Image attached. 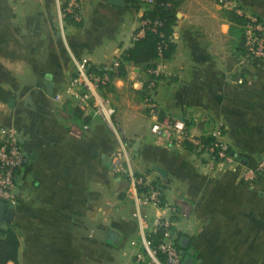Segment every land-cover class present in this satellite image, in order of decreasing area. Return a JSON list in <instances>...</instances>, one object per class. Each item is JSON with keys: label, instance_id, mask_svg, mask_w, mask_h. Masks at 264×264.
Listing matches in <instances>:
<instances>
[{"label": "crops", "instance_id": "1", "mask_svg": "<svg viewBox=\"0 0 264 264\" xmlns=\"http://www.w3.org/2000/svg\"><path fill=\"white\" fill-rule=\"evenodd\" d=\"M65 1L8 0L13 39L0 46V85L15 104L0 102V125L18 130L25 161L18 202L8 206L13 217L0 226L19 240L17 262L7 264H140L136 214L151 224L170 212L138 205L128 176L112 167L122 146L131 170L177 207L172 220L188 264H264V60L243 61L245 18L235 10L264 20V0H180L171 56L152 68L126 63L104 90L122 138L93 108L54 95L76 60L95 68L121 61L145 9L84 0L83 19L73 22L63 16ZM144 96L193 136L223 139L234 162L213 164L192 145L153 134Z\"/></svg>", "mask_w": 264, "mask_h": 264}, {"label": "built area", "instance_id": "2", "mask_svg": "<svg viewBox=\"0 0 264 264\" xmlns=\"http://www.w3.org/2000/svg\"><path fill=\"white\" fill-rule=\"evenodd\" d=\"M145 6L152 5L155 0H139ZM220 4L233 5V0H219ZM84 0H66L63 6V15L73 22H81L83 19ZM146 10V9H145ZM236 12L245 18L243 61L258 62L264 60V20L255 12L248 11L242 7L235 6ZM145 14V11H144ZM143 14V16H144ZM141 18L139 29L134 35V41L142 39L146 31L157 32L160 21L158 19ZM164 44H159V51ZM120 60L113 66H105L95 70L87 59L76 60V73L64 89L54 95L56 101L64 98L75 102L77 108L85 110L93 108L98 115L104 116L113 126L111 117L115 113L110 102L105 98L101 88L112 83ZM155 74L156 70L151 69ZM147 105V117L151 120V131L159 137L173 138L177 144L185 147L192 145L198 152H205L210 161L215 163H232L235 160L227 142L215 137L212 142L207 143L201 137L193 136L182 119L173 118L162 114L160 108L149 96L145 97ZM114 127V126H113ZM117 136L122 134L114 128ZM75 136L78 133L72 132ZM19 132L16 128L0 125V203L7 206L15 205L19 199L18 175L25 161V153L20 143ZM112 167L114 170L127 173L132 191L138 194V205L143 207H154L161 211L170 212V216L158 217L151 224L137 213L141 226V245L143 251L136 253V259L140 264H186L182 250L177 245V235L174 229L172 215L177 212V207L165 200L163 189L154 184L146 175L135 174L129 166V154L124 146L116 150L112 155ZM264 168V160L261 163ZM160 233L155 241L150 238L151 234Z\"/></svg>", "mask_w": 264, "mask_h": 264}, {"label": "trees", "instance_id": "3", "mask_svg": "<svg viewBox=\"0 0 264 264\" xmlns=\"http://www.w3.org/2000/svg\"><path fill=\"white\" fill-rule=\"evenodd\" d=\"M127 1L131 7L137 9L143 7V4L139 0ZM179 1L180 0H155L154 4L145 6L146 10L143 17L158 19L161 24L158 26L157 32L148 30L142 39L134 42L133 47L130 48L121 59L117 75H125V65L128 62L138 65L144 64L152 68L155 65V61L158 59L169 58L171 56L175 45L171 42L170 36L177 22ZM12 17L13 12L8 4V0H0V46H8L13 39L10 29V20ZM160 43L164 44L161 55L159 51ZM95 70H97V68H95ZM114 74L115 73H112V75ZM11 97L12 94L0 85V102L7 103ZM213 140L214 138L210 137L205 139L207 143ZM159 237L160 233L150 235V238L155 241H157ZM177 245L181 250L183 249V245L179 239H177ZM18 251L19 240L17 234L11 228L0 227V264H7L11 261L17 262Z\"/></svg>", "mask_w": 264, "mask_h": 264}, {"label": "water", "instance_id": "4", "mask_svg": "<svg viewBox=\"0 0 264 264\" xmlns=\"http://www.w3.org/2000/svg\"><path fill=\"white\" fill-rule=\"evenodd\" d=\"M107 2L108 4L116 7H123L125 5V0H107ZM14 104H15V99L11 98L9 100V105L14 106ZM138 144L139 142L136 143L135 150L137 149ZM156 170L160 174L165 175V172L162 169L156 168ZM12 217H13V212L9 211L8 206L4 203H0V226L4 222H10ZM109 237L114 243H116L119 240L120 234L116 230H111ZM182 254L184 255L185 252H182ZM185 263L188 264V262L186 261Z\"/></svg>", "mask_w": 264, "mask_h": 264}, {"label": "rangeland", "instance_id": "5", "mask_svg": "<svg viewBox=\"0 0 264 264\" xmlns=\"http://www.w3.org/2000/svg\"><path fill=\"white\" fill-rule=\"evenodd\" d=\"M64 16V15H63ZM64 18L66 19V20H69V21H71L69 18H67V17H65L64 16ZM109 88V85H107V86H104L103 88H101V93H102V95L104 94V90L105 89H108ZM145 94H147V93H145ZM104 96V95H103ZM56 101V100H55ZM144 107H145V111H146V115H147V105H146V101H145V96H144ZM97 113V112H96ZM114 123V122H113ZM116 126V125H115ZM113 127V128H116V127ZM119 131V130H118ZM124 174H126L127 176H128V174L127 173H124ZM129 178V177H128ZM139 251H142L143 253H144V251H143V248H142V245L140 246V250Z\"/></svg>", "mask_w": 264, "mask_h": 264}]
</instances>
